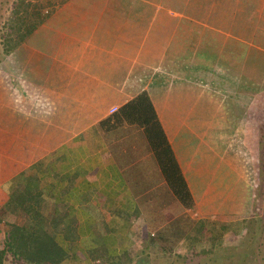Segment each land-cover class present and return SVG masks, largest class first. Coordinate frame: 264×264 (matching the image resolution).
<instances>
[{
    "label": "crops",
    "instance_id": "0c3cea01",
    "mask_svg": "<svg viewBox=\"0 0 264 264\" xmlns=\"http://www.w3.org/2000/svg\"><path fill=\"white\" fill-rule=\"evenodd\" d=\"M169 1L119 6L120 0H92L58 8L70 11V22L51 27L50 83H44L42 67L34 69L43 94L21 98L26 113L8 115L2 126L0 207L17 174L35 182L47 215L75 221L73 255L65 264H107L103 251L121 264H139L128 255L144 237L159 231L170 236L175 226L178 235L183 230L187 209L164 179L143 128L102 124L113 113L109 108L148 92L192 193L196 179L220 161L211 160L219 155L218 140L247 131L242 123L255 92L237 80L253 73L252 55L264 59V0ZM31 52L37 58L38 50ZM208 87L235 99L225 120L220 102L207 105ZM37 107L44 109L37 113ZM60 121L86 125L69 132ZM25 184L21 179L18 186L28 193Z\"/></svg>",
    "mask_w": 264,
    "mask_h": 264
},
{
    "label": "trees",
    "instance_id": "16d2710c",
    "mask_svg": "<svg viewBox=\"0 0 264 264\" xmlns=\"http://www.w3.org/2000/svg\"><path fill=\"white\" fill-rule=\"evenodd\" d=\"M25 1L26 0H19V3L16 2L10 7L7 18L9 25L1 34L2 46L5 55H8V63L10 65L13 66L15 65L14 63H17L18 66L25 67L23 72L17 74L18 77L20 76L18 81L22 86V93L31 96V99H35L37 97L36 94H39V91L36 89L42 85L43 80L42 76H35L31 67L32 65H34V67H45L44 63L46 66L50 67L51 59L50 56L47 57V59L46 56H44V60L33 58L32 60L34 61L31 62L30 57L25 56L24 52H28L29 49L32 51L37 49L44 50L42 43L45 44L47 41L48 33L43 38L39 33V29L42 23L51 16L55 9L67 0H46V2H40V0L36 2H32L31 0ZM20 4H26V6H20ZM20 53L24 55L23 58L19 56ZM252 56L249 59V64H262V66L258 67L257 72H253V74L258 77L256 76V78H254L252 77L254 75L249 76L245 74L239 77L237 83L241 87L256 93L264 89V60L263 58L253 59ZM258 60H262V62ZM11 70L12 72H16V66H13ZM4 79L6 81H1V86L2 84L4 86L12 81L10 76L5 74L1 76V80ZM11 85L12 84L9 83V86ZM19 90L20 87L14 89L17 98L20 93ZM0 97L2 99V96ZM33 109L37 110V113H39L44 108L37 107ZM101 122L102 124L112 123L114 125L126 122L142 127L154 153L156 162L170 190L187 210L195 209V197L181 171L146 90L139 91ZM213 158L214 156H211V160ZM227 164L225 165L224 159H220L217 166L221 167V169L223 167L224 172L229 170V174L233 178L235 172H233V170L230 171ZM21 179L25 181V186H27L29 191L28 193L19 188L18 183ZM12 182H14V184L12 183L13 185L8 191V199L0 207V233H2L0 237V264H4L7 255L11 256L15 264L67 263V261L71 260L73 255L69 249L76 239L74 234L75 221L73 219H67L61 214H56V216L53 217L47 215L48 206L45 197L41 191L35 188V182H30L25 178L23 173L17 174ZM259 184L260 183H258V188L261 187ZM254 186H257L256 183ZM234 187L235 185L233 188ZM256 194L257 191L253 187V191L249 193L250 202L256 200ZM247 202L248 201H245L246 205ZM21 215L24 216L23 223L19 222ZM188 219L190 221H188ZM185 220L188 229L181 230L179 235L172 234L169 236L161 232L157 234L153 233L148 240L149 248L151 250H167L173 252L174 246L179 244L180 241H184L186 246H188V244L191 246L197 243H208L207 245L210 248L221 243L220 238L223 233H228L229 239L236 235V231L232 233L228 230L232 225L230 222L216 223V220L202 219L201 217L198 219H190L187 214L184 217V222ZM173 224L174 223H171L169 226L171 227ZM174 228H177V226L171 229ZM171 232H173V230ZM252 241L253 236H251V240H249V243H247V246L244 248V257L259 253L258 244L254 245ZM99 256L103 257L107 264H121L119 258L111 255L109 251L99 252ZM100 262L103 263L101 260Z\"/></svg>",
    "mask_w": 264,
    "mask_h": 264
},
{
    "label": "rangeland",
    "instance_id": "374dc122",
    "mask_svg": "<svg viewBox=\"0 0 264 264\" xmlns=\"http://www.w3.org/2000/svg\"><path fill=\"white\" fill-rule=\"evenodd\" d=\"M27 1L28 0L25 2ZM31 1L36 2L37 0ZM90 1L92 0H67L55 9L51 16L42 23L41 28L39 29V33L43 38L47 33L48 37L45 44L42 43L44 50L37 49V58L44 60V56H46L47 59V57L50 56L49 53L51 54V39L53 37L51 27H61L70 22V20H68V14L70 11L64 10L58 12L57 9L62 6H73L74 3L75 6H82L83 2H87L88 4ZM189 1V3H193L195 0ZM16 2L19 3V0H0V82L6 81L5 79L1 80L3 74L10 76L12 80L11 82H8V84L4 83V86L2 84L3 87L0 84V96H2L3 99L2 100L0 97V140L3 137L2 126H4L5 122L8 120L6 118H9L7 116H18L20 112L26 113V108H28V106H23L20 102L21 98L26 100L29 96L22 93V86L18 81L20 76L18 77L17 75L18 73L23 72L25 67H20L17 63H14L15 65L13 66H16L17 71L12 72L11 68H13V66L8 63V55H5L2 46L1 34L9 25L7 18L10 7ZM40 2H46V0H40ZM183 2L184 0L169 1L171 4L170 6H183L184 4L189 6L188 3ZM20 6H26V4H20ZM119 6H132V2L131 0H120ZM157 46H160V44H157ZM31 51L32 50L29 49V51L26 53L24 52V54L25 56L30 57L32 62L34 61L32 59L35 55H33ZM158 51L160 52V48ZM19 56L23 58L24 55L20 53ZM146 61L147 60H140L142 63ZM158 61L159 60H151L149 62L155 63ZM234 61L237 62L238 60ZM258 61L262 62V60ZM44 66L45 67H42V71L44 73L43 79H45V82H43L50 83V67L46 66L45 63ZM260 66H262V64L251 65L249 68H251V71L257 72L258 67ZM37 67L38 66L34 67V65H32L31 69H33L34 73V69H37ZM58 70H61V67H59ZM251 75L254 74L251 73ZM256 76L257 75H254L252 77L256 78ZM9 83L12 85L9 86ZM19 87L20 93L17 98L14 89ZM204 90L205 92H210L209 99H212L207 102L208 106H210V103L215 104L216 101L217 103L220 102L218 113L224 115V117H222L223 119L220 120H225V111L228 113V110H231L229 109V106L232 107V102L235 101V99L219 96L220 94L213 92L209 87ZM39 94L43 93L39 92ZM250 96V108L247 110V114L245 112L246 118L244 119V123H242V126L244 125L247 131L245 130L243 133L240 132L235 138L219 139L217 142L219 155L217 156L218 158L214 157V162H217L219 159H224L226 163L228 162L231 167L228 165L227 167L230 168V171L233 170V172H235L234 177L232 178L230 176L229 170L224 172L223 167L222 169L221 167H216L212 161V169H210L209 172H203L201 181H198L200 180L199 178L196 179V185L193 188V195L196 198L195 209L187 210V215L190 219H198L201 217L202 219L216 220V223H232L228 230L232 233H235L236 231L235 237L229 239L228 233H223L220 238L221 243L210 248L207 245L208 243H197L191 246L188 244V247L184 241H180L177 247H174L173 252L167 250H151L148 246V240L144 237L142 243H140L141 247L138 246L136 251L132 250L129 252L128 258L130 260L141 261L142 263L139 262V264H264V92L258 94L251 93ZM4 102L6 103V106H3V104H5ZM13 109H16L14 110L16 113L13 112ZM64 109L65 108L60 107V120L67 119ZM206 109L207 112L211 113L210 107H204L205 111ZM70 110L72 112V108H69V111ZM83 110L85 111L83 116L89 112L88 107L83 108ZM73 118L76 119L77 115ZM65 125H68L69 132H71L79 130L80 127L86 125V123L80 124L60 121V126L65 127ZM223 142H226V144ZM237 179H241L244 182ZM255 183L257 186H254ZM258 183H260V188H258ZM234 185L235 187L233 188ZM253 187L257 191V196L255 198L256 200L250 202L249 193L253 191ZM245 201H248L247 205L245 204ZM188 221L190 220L188 219ZM184 224L185 225H182L180 228L183 230L188 229L186 220ZM170 230H173V232L178 235L176 228ZM151 235L152 233L150 236ZM1 236L2 233H0V237ZM251 236H253V244H258L259 246V253L256 255L254 254L253 256L251 254V256L244 257V248L247 246V243H249V240H251ZM126 261L127 262L122 261V263H128V260ZM4 264L15 263L11 256L7 255ZM93 264L103 263L96 261Z\"/></svg>",
    "mask_w": 264,
    "mask_h": 264
},
{
    "label": "built area",
    "instance_id": "2783aa9c",
    "mask_svg": "<svg viewBox=\"0 0 264 264\" xmlns=\"http://www.w3.org/2000/svg\"><path fill=\"white\" fill-rule=\"evenodd\" d=\"M117 110V106H113V107H111L110 108V112H114V111H116ZM153 234V233H152Z\"/></svg>",
    "mask_w": 264,
    "mask_h": 264
}]
</instances>
